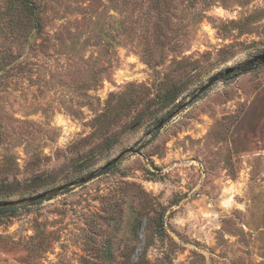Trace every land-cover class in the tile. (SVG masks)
<instances>
[{
    "label": "rangeland",
    "instance_id": "rangeland-1",
    "mask_svg": "<svg viewBox=\"0 0 264 264\" xmlns=\"http://www.w3.org/2000/svg\"><path fill=\"white\" fill-rule=\"evenodd\" d=\"M0 0V264H264V0ZM161 120L163 125L158 126ZM133 147L116 163L101 168Z\"/></svg>",
    "mask_w": 264,
    "mask_h": 264
},
{
    "label": "water",
    "instance_id": "water-1",
    "mask_svg": "<svg viewBox=\"0 0 264 264\" xmlns=\"http://www.w3.org/2000/svg\"><path fill=\"white\" fill-rule=\"evenodd\" d=\"M259 65H264V52L260 53V54H256L251 59L245 61V63L238 64L237 66H229V67L225 68L224 70L214 74L198 90L196 95H198L199 93H202L203 91L208 89L211 85H213L215 82H217L218 80H220V79H222V78L234 73L235 71H238V70L246 71L249 68L257 67ZM164 122H165V120H161L159 122L158 126L163 125ZM133 150H134L133 147H129V148L123 150L119 154L115 155L111 160H109V162H107L101 168V170H104V169L108 168L109 166H111L112 164H114L118 160H120L121 157L124 156L126 153L131 152ZM94 175H95V173H92L86 178H81L78 181H73V182H70L68 184H63L61 186H57L55 188L46 190L44 192H39L38 194L29 196V197H24V198L15 199V200H6V199L5 200H0V207H12V206H17V205H22V204H27V203H34V202H36L38 200L45 199V198L50 197V196H52V195H54L56 193H59V192L65 190L68 187L74 186L76 184L84 183L87 180L91 179Z\"/></svg>",
    "mask_w": 264,
    "mask_h": 264
},
{
    "label": "trees",
    "instance_id": "trees-1",
    "mask_svg": "<svg viewBox=\"0 0 264 264\" xmlns=\"http://www.w3.org/2000/svg\"><path fill=\"white\" fill-rule=\"evenodd\" d=\"M20 3L21 6L19 8H21L22 12H25L27 14L32 29L37 33L42 32L45 25H43V19L41 18L40 10L37 6V0H21ZM35 203L37 202H34L32 204ZM9 209L12 208L0 207V215H5Z\"/></svg>",
    "mask_w": 264,
    "mask_h": 264
}]
</instances>
